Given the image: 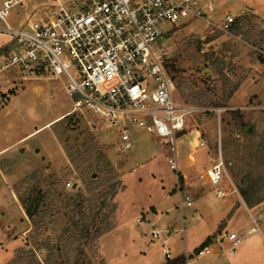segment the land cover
<instances>
[{
  "label": "rangeland",
  "instance_id": "1",
  "mask_svg": "<svg viewBox=\"0 0 264 264\" xmlns=\"http://www.w3.org/2000/svg\"><path fill=\"white\" fill-rule=\"evenodd\" d=\"M74 1L29 0L20 19L59 2L81 6ZM246 4L264 14V0H226L216 7L214 20L230 12L254 42L197 20L180 24L161 38L165 66L176 81L174 99L200 109L177 134L178 169L169 161L173 155L169 138L134 127L133 146L126 150L117 135L107 136L108 126L101 118L87 110L71 113L65 76L23 79L11 68L0 71V97L6 90L11 97L9 109L0 111V167L9 168H0V210L6 213L0 212V225L8 221L23 225L13 189L21 204L31 205L32 196L43 195L38 207L32 205L33 218L26 215L30 231L23 244L3 264H160L165 255L151 236L153 226L162 235L169 230L172 255L185 254L186 247L193 252L212 224L204 223L196 204L180 208L177 193L169 191L192 162L191 154L196 156L197 172L224 161L227 195L237 198L234 207L243 200L251 208L264 202V95L262 99L254 95L243 108L228 103L255 58L264 56V17ZM38 17L39 12L31 19ZM10 41L9 34L0 33V64ZM250 90L241 89L236 101L244 102ZM236 108L242 121L230 113ZM69 109V115L50 122ZM200 141L205 146L198 147ZM113 184L117 194L109 204L101 206V199L92 206V198L113 192ZM151 204H156L157 213ZM113 205L117 209L110 213ZM94 211L99 212L95 222ZM86 225L90 235L83 237ZM216 237L215 232L210 240ZM249 244L239 245L237 256Z\"/></svg>",
  "mask_w": 264,
  "mask_h": 264
},
{
  "label": "built area",
  "instance_id": "2",
  "mask_svg": "<svg viewBox=\"0 0 264 264\" xmlns=\"http://www.w3.org/2000/svg\"><path fill=\"white\" fill-rule=\"evenodd\" d=\"M28 1L0 0V33L11 37L0 71L11 68L23 79L65 76L66 92L73 102L71 113L87 110L101 118L108 126L107 136L117 135L126 150L133 146L134 127L169 138L173 152L169 161L178 169L177 134L200 109L174 99L176 81L165 66L161 38L192 20L236 35L231 31L236 16L227 12L217 22L215 8L204 0H77L73 3L81 6L59 2L55 7L37 8L21 20ZM38 12L39 17L31 19ZM10 98L6 90L0 101L7 103ZM198 145L205 146V142ZM227 178L223 160L203 172L217 198L226 196ZM176 193L180 208L192 205L180 182ZM262 219V215L252 218L249 234L260 231ZM168 234L169 230L162 235L155 226L151 230L153 240L172 258ZM244 238L245 233L226 230L193 252L186 251L185 264H193L196 257L223 253L222 244L233 254Z\"/></svg>",
  "mask_w": 264,
  "mask_h": 264
},
{
  "label": "crops",
  "instance_id": "3",
  "mask_svg": "<svg viewBox=\"0 0 264 264\" xmlns=\"http://www.w3.org/2000/svg\"><path fill=\"white\" fill-rule=\"evenodd\" d=\"M205 2L211 3L212 6L216 7L218 4L224 6V2L226 0H204ZM249 6L254 9V12L262 17L264 14H261L257 8L250 4H246L244 7ZM264 57V56H263ZM246 75L239 82L236 90L231 95L228 103L237 108H243V105L254 95H259L262 99V95H264V63L260 61L259 56L257 59L255 58L254 62H252V67L245 72ZM249 86L251 88L248 91V95L244 102L240 103L236 101V96L244 87ZM11 100L7 103H3L0 101V111H6L9 109V104ZM4 105V106H3ZM236 108V109H237ZM238 110V109H237ZM70 114V109L65 112L60 113L50 122L55 121L61 117H65ZM62 119V118H61ZM60 119V120H61ZM49 122V123H50ZM34 131L25 135L24 137L32 134ZM23 137V138H24ZM192 138V137H190ZM192 140H190V143ZM192 144V143H191ZM199 147V145H198ZM24 148L21 149L23 152ZM23 154V153H22ZM209 154V153H208ZM192 162L188 163L185 168V172L179 177V182L182 188L188 191L192 198V205L196 204V211L200 215H202L204 223H208L210 226L212 224V230L208 231L204 234L203 241H205L208 237L212 236L215 232L217 236L222 235L226 230L237 231L239 234L245 233V238L239 244L247 243L251 241L243 252H240V255L237 256V248L233 254H229L226 251L227 246L222 244L225 248L223 253L216 252L212 256H204V257H196L193 260L195 264H264V202L258 204L257 206H253L252 208L246 204L243 200L238 206L234 207V201L237 199L235 195L229 194L222 198H217L215 194V188L204 181L203 172L211 167L213 164L210 163L209 167H204L197 172L196 170V156L191 154ZM208 164V163H207ZM1 168V167H0ZM2 170L8 171L9 168L6 166L1 168ZM3 171V172H4ZM190 177V175H192ZM197 177H200V181L195 182ZM197 181V180H196ZM183 182V183H182ZM185 186V187H184ZM174 187H171L169 190L170 193H176ZM186 188V189H185ZM13 189V188H12ZM13 197L21 210L20 222L23 223L22 227H19L17 222H4L0 225V252H3V255L0 254V264L8 262L15 253V250L23 244L27 233L30 231V221L26 216V212L18 199L15 191H12ZM178 197V196H177ZM194 200V201H193ZM150 209L154 212H158L156 204H151ZM149 208H147L148 211ZM1 213L6 214L3 210H0ZM258 215H262L263 219L260 222V231L249 234V229L253 226L252 218L257 217ZM5 218V217H4ZM24 219V221L22 220ZM225 229V231H223ZM219 230V231H218ZM221 230V232H220ZM185 232V230H184ZM221 241L226 243V239L223 240L221 237ZM187 250V247L185 249ZM163 251V250H162ZM164 253V252H163ZM165 255V254H164ZM180 255H185L182 253H177L172 255V257H179ZM166 256L164 260L160 263L163 264L166 262Z\"/></svg>",
  "mask_w": 264,
  "mask_h": 264
},
{
  "label": "trees",
  "instance_id": "4",
  "mask_svg": "<svg viewBox=\"0 0 264 264\" xmlns=\"http://www.w3.org/2000/svg\"><path fill=\"white\" fill-rule=\"evenodd\" d=\"M245 25H242L240 22H237V21H235L233 24H232V26H231V31L234 33V34H236V35H242V36H244L245 37V40H248V41H250V42H254L251 38H248L246 35H245ZM256 42V41H255ZM263 44H264V41H263ZM259 59H260V61L261 62H263L264 63V57L263 56H261V55H259ZM237 86L238 85H236L234 88H233V90L230 92V97H231V95L233 94V92L236 90V88H237ZM230 113L232 114V116L234 117V118H237V119H239V120H241L242 121V116H241V114H240V112H239V110H230ZM92 175V174H91ZM99 179V176H97L96 178H92V183L94 184L95 183V181H97ZM112 188H113V192H105L104 194H102L101 196H99L98 198L96 197V196H94L93 198H92V206L93 205H95L96 204V202L98 201V200H101L102 199V201H101V206H106V205H108L109 204V200L112 198H114L115 197V195L117 194V185H115V184H113V186H112ZM242 195H243V197H244V199L247 201V202H249L250 201V199H249V195L247 194V192H242ZM40 199H43V195H41V192H39L37 195H34V196H32L31 197V200H32V203H31V205L29 204V203H26L25 201L23 202L22 201V205H23V207L25 208V212H26V215L31 219V218H33V216H34V210H33V208H32V205L33 206H35V208L36 207H38V205H39V203H40ZM116 209H117V207L115 206V205H113V207L111 208V210H110V213L112 212H115L116 211ZM95 213H94V216H93V222H95L96 221V218H97V215L99 214V212H96V211H94ZM107 219V218H106ZM84 230H85V233L82 235L83 237H87V236H89L90 235V232H89V225H86L85 227H84ZM99 235H101V229H98V231H97V233H96V236L98 237ZM210 241V237H208L204 242H203V244H205V243H208ZM163 264H185V257L184 256H181V257H177V258H168L167 260H166V262L165 263H163Z\"/></svg>",
  "mask_w": 264,
  "mask_h": 264
},
{
  "label": "water",
  "instance_id": "5",
  "mask_svg": "<svg viewBox=\"0 0 264 264\" xmlns=\"http://www.w3.org/2000/svg\"><path fill=\"white\" fill-rule=\"evenodd\" d=\"M34 4H37V2H35ZM31 7H32V4H31ZM94 175H96V174H94Z\"/></svg>",
  "mask_w": 264,
  "mask_h": 264
}]
</instances>
